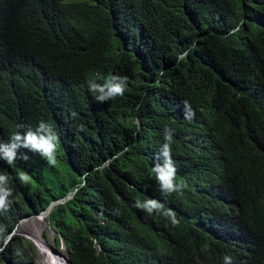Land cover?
<instances>
[{"label":"trees","instance_id":"obj_1","mask_svg":"<svg viewBox=\"0 0 264 264\" xmlns=\"http://www.w3.org/2000/svg\"><path fill=\"white\" fill-rule=\"evenodd\" d=\"M109 75L125 94L98 103L88 81ZM41 120L55 166L0 160V264H34L13 232L56 201L46 220L71 264H264L248 227L264 207V0H0V143ZM166 128L185 185L169 197L152 173Z\"/></svg>","mask_w":264,"mask_h":264},{"label":"clouds","instance_id":"obj_2","mask_svg":"<svg viewBox=\"0 0 264 264\" xmlns=\"http://www.w3.org/2000/svg\"><path fill=\"white\" fill-rule=\"evenodd\" d=\"M234 34V33H230ZM88 87L94 95V99L98 103H106L116 97H122L125 94L127 87V77L109 75L104 83H98L96 80H89ZM75 115V113H73ZM194 116L190 110H186V118ZM174 130L166 128L164 133V143L160 146L157 160L152 168V173L158 184L159 191L164 197H169L174 193L182 192L185 185L178 183L176 179L177 169L172 158L171 142L173 139ZM59 144V135L51 124L41 120L35 129L29 128L23 133H14L10 136L9 140L0 143V160L5 161L8 165L15 164L17 159L27 160V155L20 156L22 149L29 152L38 154L46 161L49 166H55L57 146ZM124 149L123 151H127ZM123 152L118 155H122ZM103 166L98 167L96 170L101 171ZM18 179L21 183L28 182L26 174H20ZM84 184L78 186L84 187ZM78 190V189H77ZM12 196V189L8 187V177L0 173V211H6L11 205L9 197ZM132 207L143 210L148 216L153 214H162L166 217L173 226H176L179 221L176 214L172 210L163 211L164 205L154 199H146L141 201L135 199ZM253 213V218L249 222L248 227L253 232L260 234L264 229V207L256 206L250 208ZM119 214V209L116 210ZM223 264H232V258L225 255L223 257Z\"/></svg>","mask_w":264,"mask_h":264},{"label":"rangeland","instance_id":"obj_3","mask_svg":"<svg viewBox=\"0 0 264 264\" xmlns=\"http://www.w3.org/2000/svg\"><path fill=\"white\" fill-rule=\"evenodd\" d=\"M44 216L45 218L41 220L38 219L39 215L21 220L15 229L16 235L23 237L25 241L33 244L35 248L34 264L44 263L43 259L40 258L41 250L49 252L50 259L52 261L54 260L52 262L48 259V262L54 264L58 260L56 264H70L64 247L61 246L58 248L55 245L54 233L48 226L46 220L47 215H43L42 217ZM52 253H54L56 257L52 256Z\"/></svg>","mask_w":264,"mask_h":264},{"label":"bare ground","instance_id":"obj_4","mask_svg":"<svg viewBox=\"0 0 264 264\" xmlns=\"http://www.w3.org/2000/svg\"><path fill=\"white\" fill-rule=\"evenodd\" d=\"M51 209H52V208H51ZM51 209H49L48 213L46 214L47 216H48V214L50 213ZM42 218L44 219L45 216H44V217H42V216H39V217H38L39 220H41ZM51 255L54 256V257H56V255H55L54 253H52ZM40 258L43 259V261H44L45 264H53L52 262H53L54 260L52 261V260L50 259L49 252H47L46 250H41V251H40ZM48 259L51 260L52 262H48ZM57 261H58V260H57ZM57 261H56L54 264H56ZM42 263H43V262H42ZM44 263H43V264H44Z\"/></svg>","mask_w":264,"mask_h":264},{"label":"water","instance_id":"obj_5","mask_svg":"<svg viewBox=\"0 0 264 264\" xmlns=\"http://www.w3.org/2000/svg\"><path fill=\"white\" fill-rule=\"evenodd\" d=\"M72 196H69V198H71ZM62 201H56V202H53V203H51L50 204V206L47 208V210L46 211H44V212H42L39 216H43V215H46L47 213H48V211H49V209H53L56 205H58L59 203H61ZM51 209V210H52ZM51 212V211H50ZM50 214V213H49ZM48 214V215H49ZM48 217V216H47ZM15 232H13V234H14ZM13 234L9 237V238H11L12 236H13ZM71 264V263H70Z\"/></svg>","mask_w":264,"mask_h":264}]
</instances>
